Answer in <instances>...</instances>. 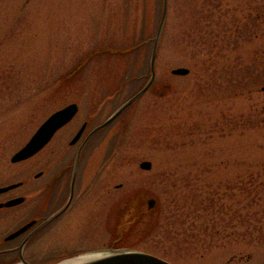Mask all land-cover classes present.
Instances as JSON below:
<instances>
[{"label":"rangeland","instance_id":"rangeland-1","mask_svg":"<svg viewBox=\"0 0 264 264\" xmlns=\"http://www.w3.org/2000/svg\"><path fill=\"white\" fill-rule=\"evenodd\" d=\"M263 6L167 0L154 83L89 142L79 179L81 187L89 183L87 192L77 195L62 227L38 233L24 251L28 262L126 247L175 264H264V91L224 92L235 84L231 77L249 75L244 66L255 56L264 76ZM161 7L162 0H0V186L22 180L12 193L34 190L52 150L73 151L69 140L83 121L90 130L142 87L152 42L131 46L153 37ZM249 31L257 34L241 40ZM179 66L189 72L173 74ZM212 75H225L230 86L203 88ZM73 101L76 115L44 150L10 161L49 114ZM142 160L151 168H141ZM254 183L258 192L246 198ZM132 202L145 215L116 244ZM39 206L0 210V236ZM245 211L254 213L250 224L239 219Z\"/></svg>","mask_w":264,"mask_h":264},{"label":"flooded vegetation","instance_id":"flooded-vegetation-1","mask_svg":"<svg viewBox=\"0 0 264 264\" xmlns=\"http://www.w3.org/2000/svg\"><path fill=\"white\" fill-rule=\"evenodd\" d=\"M82 124H85V127L78 140L74 144H70L69 142V147L75 146L73 151L71 148L65 147L62 149L57 148V150H52L50 152L51 155L44 161V164L36 175L42 180L38 183V186L34 190H32L29 186L27 188H22V192L12 193L15 189H20L21 186H23V181L19 180L16 181L19 183L18 185L0 193V210L14 207L21 208L25 204L30 206L41 205L39 206V213L31 214L28 219L23 220V222L18 224L16 227L0 236V264H12L19 261V254L22 253L24 257V251L31 245L38 233L48 232L51 230L50 228L56 226V224L62 227L63 217L71 208L77 195L80 192H82V194L87 192L89 183L86 187H81L79 179L82 174V166H84L86 162L85 154L88 144L94 139L97 132L93 133L86 140L87 134L92 128L86 131L88 126V121L86 120L83 121ZM59 130L39 152L44 150V148L50 144ZM76 159L77 169H75L74 166ZM60 160H64L61 166H55L54 168L50 167L51 164ZM36 191L38 192L39 197L31 198ZM8 193L9 196L4 197V195ZM16 198H21L17 204L10 206L4 205L5 202ZM27 210H29V208ZM58 211L60 212L57 213ZM27 223L31 224L25 231L15 236H11L17 229ZM25 260L27 261V259Z\"/></svg>","mask_w":264,"mask_h":264},{"label":"water","instance_id":"water-1","mask_svg":"<svg viewBox=\"0 0 264 264\" xmlns=\"http://www.w3.org/2000/svg\"><path fill=\"white\" fill-rule=\"evenodd\" d=\"M166 11H167V0H162V9H161V15L160 20L155 32V36L153 38L150 58H149V67H150V76L147 82L132 96H130L128 99H126L123 103H121L102 123L97 125L95 128H93L89 134L87 135L86 139L90 137V135L95 132L96 130L106 126L108 123H110L119 113H121L127 106H129L132 102H134L136 99H138L144 92L147 90V88L152 83L154 76H155V58L156 53L158 50L160 38L162 35L164 22L166 18ZM189 69L187 67H175L171 69V72L173 74L177 75H186L188 73ZM261 89L264 91V86L261 87ZM78 110V105L76 102H71L54 112H52L33 132L29 140L17 151H15L11 158V162H17L23 159H26L28 157H31L35 153H37L54 135V133L63 125H65L67 122H69L74 115L76 114ZM85 124H82V126L78 129L74 137L70 140V144H73L77 141V139L80 137L82 131L84 130ZM140 167L144 169H150L151 168V162L148 160H143L140 162ZM75 169L77 168V159L74 162ZM17 184H11L4 187H0V192L6 191ZM21 200V198H16L9 200L4 203V205H14L18 203ZM154 205V199L150 198L148 200V207L151 208ZM60 212V211H59ZM57 212V213H59ZM56 213V214H57ZM31 223H27L20 227L18 230H16L11 236H15L24 230H26ZM101 255L96 256L94 258H91L89 260L83 261L78 264H172L168 260L161 258L155 254H152L150 252L142 251V250H136L131 248H107L106 250H100ZM20 260L22 264H30L28 262H25L22 258V255H20ZM57 264V263H56Z\"/></svg>","mask_w":264,"mask_h":264},{"label":"trees","instance_id":"trees-1","mask_svg":"<svg viewBox=\"0 0 264 264\" xmlns=\"http://www.w3.org/2000/svg\"><path fill=\"white\" fill-rule=\"evenodd\" d=\"M259 12V13H258ZM257 12V15H258V18L260 17L261 19L264 20V6L260 9V11ZM253 20V19H252ZM253 34H257L256 32H252V31H249L247 33V35L244 36V34H240V37H241V40H246L247 37H250L252 38L253 37ZM154 37V35H153ZM153 37L151 38H146V39H143L137 43H135L134 45L131 46V48H135V47H140V46H145V45H148L150 42L153 41ZM245 37V38H244ZM229 41V40H227ZM230 44L229 42L227 43V45ZM213 44H211L210 46H212ZM151 46H152V43H151ZM224 47V46H223ZM223 47H220L219 50H218V53L222 52V49ZM129 51V50H128ZM255 60L253 62H247L245 64V68H250L249 70V75L245 78V76H242L241 78L239 76H235V77H231L230 78V81L233 80L234 81V85L232 87H228L227 89H225V93H226V96L227 95H231V94H234L236 92V90H239L240 92L244 93V91H247V92H253V91H258L257 88L260 86H263L264 85V76L261 75V73L258 71L257 67H259L261 64H263V62L257 57H253ZM241 65H244V61H240V66ZM199 70L201 72V69H197V71L195 72V76L199 78L200 74H199ZM252 72V73H251ZM258 72V73H257ZM149 73H150V70H149V60H148V65L146 67V69L142 72V77L143 78H148L149 77ZM238 75H240L238 73ZM222 77H226L225 75L223 76H217V77H214L213 75L211 77H206L205 79V83H204V86L203 88H206V89H210V91H214L215 90V87L216 86H220L221 83H229L228 80L229 79H224ZM230 77V76H229ZM200 80V79H199ZM221 80V81H220ZM154 83V82H153ZM152 83V84H153ZM226 86V85H225ZM224 86V88H225ZM229 86H230V83H229ZM160 87H163V86H157V88H160ZM202 89V87H201ZM216 91V90H215ZM254 107V106H253ZM255 109H258L256 107H254ZM252 110V108L250 107V111ZM263 110V109H261ZM223 115V113L221 114V116ZM258 186L259 184H251L247 187L245 193H244V196L247 197H250L252 196V198L254 197L253 194L257 193L258 192ZM239 203H241L239 201ZM239 205V204H238ZM132 204H129L128 208H127V211L124 213V216H127V217H124L122 218L121 220V224L124 225L123 226V233H127L128 230H131L133 229L134 227H136L137 223L139 220H142L143 216L145 214H140L139 210H134V211H137L136 213L133 212L132 210ZM132 210V212L130 211ZM255 215L258 214V210H256L255 212ZM253 212L252 213H248L247 211H245V213H240L239 214V219L241 221V224H250V222L252 221V216L254 214ZM263 217H264V208H263V212L261 211ZM262 217H258L257 220L254 219L253 217V220L254 222L258 223V224H261V220ZM149 223H151L152 221V217L149 216ZM155 221V219H154ZM153 221V222H154ZM151 226V224H150ZM123 238H121L122 240ZM121 240L119 242H121ZM162 256V255H161ZM164 257V256H163ZM166 258V257H164ZM168 259V258H167Z\"/></svg>","mask_w":264,"mask_h":264},{"label":"bare ground","instance_id":"bare-ground-1","mask_svg":"<svg viewBox=\"0 0 264 264\" xmlns=\"http://www.w3.org/2000/svg\"><path fill=\"white\" fill-rule=\"evenodd\" d=\"M99 255H101V251H89V252L78 254L70 258H65L59 261L57 264H78V263L89 260Z\"/></svg>","mask_w":264,"mask_h":264}]
</instances>
